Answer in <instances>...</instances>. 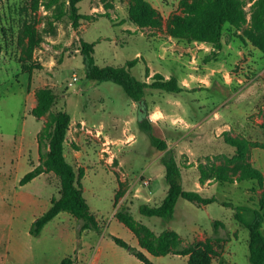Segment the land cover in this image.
Returning <instances> with one entry per match:
<instances>
[{"label": "rangeland", "instance_id": "obj_1", "mask_svg": "<svg viewBox=\"0 0 264 264\" xmlns=\"http://www.w3.org/2000/svg\"><path fill=\"white\" fill-rule=\"evenodd\" d=\"M46 1L0 0V190L7 193V199L0 197V222L13 221L21 233V253L7 258L0 245V264H58L66 257L76 259L79 252L82 264H143L110 238L113 234L140 249L115 217L121 208L154 233L176 231L184 245L193 247L213 236L212 222L219 220L224 226L217 234L224 241L215 245L210 263L250 264L248 230L235 214L250 218L238 208L257 209L264 192V53L245 35L251 3L244 5L246 22L239 28L225 26L222 48L212 55L210 43L168 33L180 0H147L161 15L158 28L128 21L129 0H81L79 13L91 19H81L77 28L67 15L54 20L59 9L47 8ZM27 26L39 38L33 49L24 33ZM80 40L94 43L99 67H126L135 60L128 69L137 79L149 83L155 73L174 76L184 90L147 89L140 104L134 102L115 83L85 77ZM42 88L53 91L55 102L37 119L30 105ZM58 111L71 117L64 156L76 172L83 170L79 183L98 228L83 230L80 221L62 211L39 236H29L33 221L58 197L60 182L52 173L22 186L19 180L39 164L36 136ZM145 119L173 152L182 188L216 202L197 205L179 198L170 218L139 214L141 204L158 205L168 190L160 162L165 151L152 146L141 126ZM229 140L247 145L246 161L261 172L263 186L249 179L215 180L217 167L231 178L241 175L239 164L230 162L236 149ZM261 232L264 237V223ZM144 253L153 264H186L183 256Z\"/></svg>", "mask_w": 264, "mask_h": 264}, {"label": "trees", "instance_id": "obj_2", "mask_svg": "<svg viewBox=\"0 0 264 264\" xmlns=\"http://www.w3.org/2000/svg\"><path fill=\"white\" fill-rule=\"evenodd\" d=\"M81 0H47L45 6L58 7L59 11L53 19L59 20L64 15L70 19L73 28L79 26L80 20L91 19V16L79 13L78 3ZM250 5V23L245 31L246 37L255 47L264 53V0H180V12L170 16L167 31L171 37L186 41H198L210 43L213 54L221 48V36L225 26L239 28L247 20L245 6ZM127 19L138 28H158L162 25L159 11L147 0H129ZM29 49H33L39 43L36 30L30 26L25 28ZM80 52L83 58L85 77L96 81H111L122 88L125 94L134 102H140L147 89L163 91L166 93H180L184 90L179 85L176 77L165 78L160 73L152 76L151 82H144L131 75L130 68L135 60L130 61L126 67H99L93 59L94 43L80 40ZM36 104L30 113L40 119L45 116L55 102V94L47 88L38 89L35 92ZM71 122L70 115L65 111H58L52 115L37 134L40 162L31 171L27 172L20 180L22 186L43 173L54 174L60 182L58 197H53L49 208L37 217L31 227L30 235L37 237L43 227L54 219L60 212L69 213L76 221H80L81 229L98 228L97 220L91 213L89 206L82 194L79 178L83 176V170L75 171L74 167L64 156V142ZM141 126L147 131L153 147L159 151H165L160 162L165 168V180L168 190L162 201L156 206L141 204L138 207L139 214L146 217L170 218L174 212L179 198L185 199L197 205H208L216 202L214 197H204L202 194L182 188L181 169L172 151L167 150V143L156 136L152 126L143 120ZM231 146L236 149V155L230 162L239 164L240 177L231 178L226 169L217 167L213 176L216 181L232 183L244 179L255 180L259 186H263L261 172L246 161L247 145L237 140H229ZM203 174L206 171H202ZM204 183V178H201ZM257 209L239 207L238 210L249 213L246 218L242 212H237L235 217L248 230V263L264 264V237L261 226L264 223V192L259 200ZM117 220L127 227L137 239L140 249L131 246L125 240L110 235L114 243L135 256L143 264H153L144 252L153 256L172 254L187 257L186 264H211L216 255L215 245L224 241L220 237L218 229L224 224L219 220L212 222L213 236L206 239L202 247L184 245L179 234L173 230H163L154 233L149 227L134 219L125 208L116 212ZM79 222V223H80ZM59 264H74L72 258H64Z\"/></svg>", "mask_w": 264, "mask_h": 264}, {"label": "crops", "instance_id": "obj_3", "mask_svg": "<svg viewBox=\"0 0 264 264\" xmlns=\"http://www.w3.org/2000/svg\"><path fill=\"white\" fill-rule=\"evenodd\" d=\"M34 106H35L34 103L32 105H30V109H32ZM36 138H37V136H36ZM0 197L3 200L7 199V193L3 192L2 190H0ZM17 197H18V194H15V201H17ZM50 201H51V199H50ZM50 201H49V206H50ZM0 225L4 226V227L0 228V245H2V249H1L2 252L5 253L7 258H10L12 255H17V254L21 253V249H20V246H21L20 245L21 244V240H20L21 233L17 232V227L13 226L14 225L13 221H9L8 223H4V224L0 222ZM44 227H43V229H44ZM41 233H42V231H41ZM25 235H27V234L25 233ZM28 235L31 236L29 232H28ZM30 257H33V256L30 255ZM63 259H61L60 262ZM75 260H76L77 264H82V256H81L80 252L77 253V258L76 259L74 258V264H75ZM186 260H187V257H186Z\"/></svg>", "mask_w": 264, "mask_h": 264}, {"label": "built area", "instance_id": "obj_4", "mask_svg": "<svg viewBox=\"0 0 264 264\" xmlns=\"http://www.w3.org/2000/svg\"><path fill=\"white\" fill-rule=\"evenodd\" d=\"M76 80V77H73V81ZM73 84L72 82H70V85ZM145 184H147V182H145Z\"/></svg>", "mask_w": 264, "mask_h": 264}, {"label": "water", "instance_id": "obj_5", "mask_svg": "<svg viewBox=\"0 0 264 264\" xmlns=\"http://www.w3.org/2000/svg\"><path fill=\"white\" fill-rule=\"evenodd\" d=\"M139 104H140V102H139ZM140 112H142V110L140 109Z\"/></svg>", "mask_w": 264, "mask_h": 264}]
</instances>
